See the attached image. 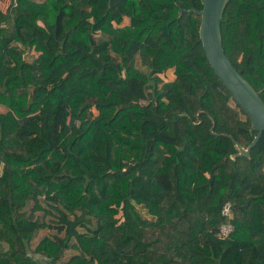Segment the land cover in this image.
Wrapping results in <instances>:
<instances>
[{
	"label": "trees",
	"instance_id": "obj_1",
	"mask_svg": "<svg viewBox=\"0 0 264 264\" xmlns=\"http://www.w3.org/2000/svg\"><path fill=\"white\" fill-rule=\"evenodd\" d=\"M191 7L0 8V264H264V132L231 158L257 131L205 56L200 16L179 15ZM220 29L264 101V0H228ZM226 202L234 230L219 239Z\"/></svg>",
	"mask_w": 264,
	"mask_h": 264
},
{
	"label": "water",
	"instance_id": "obj_2",
	"mask_svg": "<svg viewBox=\"0 0 264 264\" xmlns=\"http://www.w3.org/2000/svg\"><path fill=\"white\" fill-rule=\"evenodd\" d=\"M227 1L200 0L202 4L201 9L194 7L187 10L179 9V15L182 12L189 13L193 11L200 16L198 32L205 56L215 74L220 78L235 102L247 114L252 127L257 131V134L247 147H242L238 142L234 143L236 153L231 156L234 159L241 156L250 157L251 148L257 143L264 132V101L225 55L222 46L220 22ZM130 167L131 165L124 169L123 172L128 171Z\"/></svg>",
	"mask_w": 264,
	"mask_h": 264
},
{
	"label": "rangeland",
	"instance_id": "obj_3",
	"mask_svg": "<svg viewBox=\"0 0 264 264\" xmlns=\"http://www.w3.org/2000/svg\"><path fill=\"white\" fill-rule=\"evenodd\" d=\"M37 1H42V0H37ZM8 4H9V0H0V8H1L2 10H6V8L8 7ZM128 24H130L129 20H128L127 18H123V21H122L121 25H128ZM92 34H93L94 36H98V35L100 34V32L97 31V32H93ZM32 53H33V54H32ZM32 53L29 54V55H27L26 58H27V59H31L32 56L36 55V53H35L34 51H33ZM167 74H168V76H169L167 80H169L170 78H173L172 70H168ZM160 76H161V78H162V75H160ZM128 84H129L130 88H135V87H139V88H140V87H141L140 85H138V84L135 83V80H130V81L128 82ZM229 106H230V108L236 110V107L234 106L233 103H229ZM0 110H1V108H0ZM236 111H237V110H236ZM42 204H43V206L46 207V205H45L43 202H42ZM32 205H33V203L28 204V206H27L26 209H27V210H30L31 207H32ZM46 208H47V207H46ZM35 216L38 217L40 220H45L46 222H47V221H50V219H51V217L48 216V215H45V216H44V213H43L42 210H37V211L35 212ZM43 216H44V219H43ZM83 230H84V229L80 228V231H83ZM53 232H55L54 228H49V227H47V228H42V229H40L39 232H38V234L36 235V237L32 240V242H31V246H32V247H35L36 244H37V242L40 241V240L42 239L43 236H45V235H50V236H51V235L53 234ZM74 253H75V252H74V251H71V250L66 251L64 257H63L62 260H61V262H64V261H66L67 259H69V258L72 256V254H74ZM35 257H37V256H35Z\"/></svg>",
	"mask_w": 264,
	"mask_h": 264
},
{
	"label": "built area",
	"instance_id": "obj_4",
	"mask_svg": "<svg viewBox=\"0 0 264 264\" xmlns=\"http://www.w3.org/2000/svg\"><path fill=\"white\" fill-rule=\"evenodd\" d=\"M221 216L225 219L221 225L216 229L215 233L217 238L225 239L234 230V224L232 222L233 218V206L231 202H226L222 205L220 209Z\"/></svg>",
	"mask_w": 264,
	"mask_h": 264
}]
</instances>
